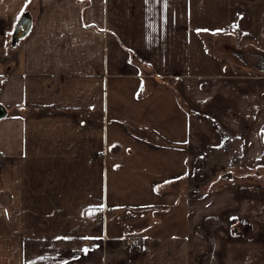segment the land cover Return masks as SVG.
<instances>
[{
	"label": "crops",
	"instance_id": "obj_1",
	"mask_svg": "<svg viewBox=\"0 0 264 264\" xmlns=\"http://www.w3.org/2000/svg\"><path fill=\"white\" fill-rule=\"evenodd\" d=\"M26 243L264 264V0H0V252Z\"/></svg>",
	"mask_w": 264,
	"mask_h": 264
},
{
	"label": "rangeland",
	"instance_id": "obj_2",
	"mask_svg": "<svg viewBox=\"0 0 264 264\" xmlns=\"http://www.w3.org/2000/svg\"><path fill=\"white\" fill-rule=\"evenodd\" d=\"M155 210V208H130V209H115L111 211V217L113 218L115 222H121L122 224H125V232H124V238L125 240L134 241L133 244L137 243V238L131 237L134 235V230L139 229L140 227L148 224L151 222L152 218V212ZM157 210V209H156ZM27 235L28 234H22ZM123 238V237H122ZM23 240L25 239V236ZM26 242V241H25ZM23 247L21 250L17 251H1V260L2 264H28V244H21ZM65 247L67 249V245L65 244ZM104 249V248H103ZM139 250V249H138ZM124 251H122L123 253ZM64 255L59 253V258H64L66 264H71L74 260H78L80 262L81 260H88L90 252H87L85 250L81 251H74V252H68L65 250L63 252ZM95 252H92L90 255H94ZM96 257H104V250L100 251L97 249L96 251ZM107 258V256H106ZM10 260V261H9ZM76 264H87L84 263H76Z\"/></svg>",
	"mask_w": 264,
	"mask_h": 264
}]
</instances>
